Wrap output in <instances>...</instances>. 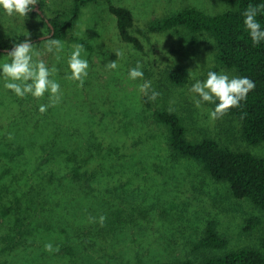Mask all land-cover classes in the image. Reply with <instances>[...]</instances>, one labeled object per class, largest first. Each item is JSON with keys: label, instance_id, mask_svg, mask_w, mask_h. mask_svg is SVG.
Here are the masks:
<instances>
[{"label": "rangeland", "instance_id": "1", "mask_svg": "<svg viewBox=\"0 0 264 264\" xmlns=\"http://www.w3.org/2000/svg\"><path fill=\"white\" fill-rule=\"evenodd\" d=\"M40 1L48 17L71 14L72 0ZM112 4L133 11L132 33L143 49L122 39ZM189 6L210 14L232 7L224 0H95L82 5L70 36L60 39L59 61L42 45L53 36L34 40L40 58L58 68L55 79L63 93L44 114L39 106L49 103L48 94L19 98L0 76V264H71L72 258L77 264H160L187 257L198 264L208 254L261 248L264 209L235 197L227 182L213 179L197 161L172 156L167 129L154 115L155 108L168 106L184 116L190 138L209 135L234 149L264 154V143L245 140L238 118L212 120V103L195 106L199 97L190 89L209 71L236 76L235 69L219 67L214 38L201 33L193 42L184 27L149 29L152 20ZM37 32L50 33L42 17H10L0 8V43ZM73 44L84 46L90 65L82 88L65 79ZM116 51L124 56L118 59ZM8 52L0 50V65L10 62ZM117 59L116 70L106 68ZM138 62L144 77L131 80L129 71ZM177 66L190 73L184 86L168 76ZM145 81L151 82L147 95L139 90ZM152 90L160 96L149 105L145 97ZM140 136L147 142L142 148L134 146ZM101 215L107 218L103 227ZM252 217L260 223L248 229ZM210 219L229 243L194 251ZM47 243L59 251H46Z\"/></svg>", "mask_w": 264, "mask_h": 264}, {"label": "trees", "instance_id": "2", "mask_svg": "<svg viewBox=\"0 0 264 264\" xmlns=\"http://www.w3.org/2000/svg\"><path fill=\"white\" fill-rule=\"evenodd\" d=\"M90 1L95 0H72L71 14L58 13L51 17L46 15L43 8L44 2L40 1L44 15L37 10L30 13L42 17L47 22L50 33L54 31V38L65 39L70 36L82 5ZM224 1L230 3L232 7L223 12L210 14L197 6H189L152 20L148 27L155 32L170 30L178 32L181 27H184L191 33L193 42H198L201 33H208L216 43V60L219 67L235 69L236 77H249L255 82L256 87L248 94L246 101H242L239 108L231 109L227 115L234 116L242 122V134L245 140L257 146L264 143V41L253 45L244 25L243 13L249 5H264V0ZM110 10L116 16L122 39L143 49L144 44L141 38L132 33L135 25L133 11L126 6L113 4L110 5ZM257 20L264 30V11H261ZM41 35L44 34L37 32L30 35V39L34 41ZM28 37L29 35L26 34L12 35L0 43V46L10 48ZM75 38L85 45H90L85 39ZM168 76L178 86H184L190 79V73L184 66L172 67ZM145 100L151 105L149 96H146ZM212 105L215 108V104ZM154 115L157 121L167 129L166 146L172 156L197 161L213 179L227 182L230 192L235 197L248 198L264 209V154L234 149L209 135L192 139L188 136L184 116L168 106L155 108ZM144 139L140 136L135 140L134 146L144 147L147 144ZM89 182H91L90 179ZM259 223L258 217H252L249 220L248 229ZM228 243L229 238L219 233L215 221L210 219L203 234L194 243L193 250L224 248ZM71 264H77V260L72 258ZM160 264L195 263L192 258L187 257L178 262ZM198 264H264V236L261 248L245 246L223 254H208Z\"/></svg>", "mask_w": 264, "mask_h": 264}, {"label": "clouds", "instance_id": "3", "mask_svg": "<svg viewBox=\"0 0 264 264\" xmlns=\"http://www.w3.org/2000/svg\"><path fill=\"white\" fill-rule=\"evenodd\" d=\"M38 0H0V8L8 16L18 15L27 17L28 14L36 10ZM264 11V5H249L244 11V25L249 32L253 45H258L264 41V30L258 22L257 17ZM47 37V36H46ZM46 53L53 54L55 59H61V53L64 50V43L60 39L47 38L42 43ZM73 51L68 58L67 64L70 70V75H66L65 79L78 82V87H83L89 75V62L84 58L86 50L82 44H73ZM118 59L124 56L122 51L115 52ZM42 53L37 50L36 45L31 42L30 35L24 41L14 44L12 50L6 54L10 58V62H5L0 65V76L3 77L4 87L11 90L17 97L26 98L32 96L36 99H41L48 94L49 103L41 104L39 112L44 114L49 107L57 106L63 97L60 83L55 79L58 68L53 65L49 67L47 63L41 59ZM118 59L109 61L106 68L116 70ZM144 73L142 65L138 62L137 65L130 69L129 78L131 80L143 79ZM255 82L249 77H230L224 72L209 71L204 80H197L191 87L190 91L196 94L199 99H195L194 103L197 108L202 106V103L215 104L214 110H211L209 117L212 120L223 118L233 108H239L242 101H246L248 94L255 89ZM151 89V82L145 81L140 85V91L145 95ZM160 96V93L152 90L149 96L150 100L155 101ZM218 101V103H217ZM12 136L9 134V139ZM93 222L95 218H92ZM106 216L99 217L101 227L106 222ZM45 250L48 252L59 251L57 246L55 249L51 243L45 244Z\"/></svg>", "mask_w": 264, "mask_h": 264}, {"label": "water", "instance_id": "4", "mask_svg": "<svg viewBox=\"0 0 264 264\" xmlns=\"http://www.w3.org/2000/svg\"><path fill=\"white\" fill-rule=\"evenodd\" d=\"M36 10L39 11L42 15H44V12H43V9H42L41 6H40V3H38V4L36 5ZM53 34H54V31L52 30L51 33L41 35V36H39L38 38H40V39H42V38H46V36H47V37H49V36H53ZM31 42H33V40H31ZM12 48H13V47L5 48V47H1V46H0V50H3V51H11Z\"/></svg>", "mask_w": 264, "mask_h": 264}]
</instances>
